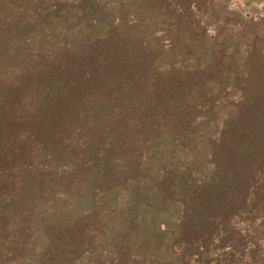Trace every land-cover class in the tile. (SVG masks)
I'll return each instance as SVG.
<instances>
[{
	"label": "trees",
	"instance_id": "obj_1",
	"mask_svg": "<svg viewBox=\"0 0 264 264\" xmlns=\"http://www.w3.org/2000/svg\"><path fill=\"white\" fill-rule=\"evenodd\" d=\"M0 264H264V0H0Z\"/></svg>",
	"mask_w": 264,
	"mask_h": 264
}]
</instances>
